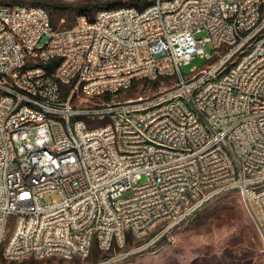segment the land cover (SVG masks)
I'll use <instances>...</instances> for the list:
<instances>
[{"label": "built area", "instance_id": "built-area-1", "mask_svg": "<svg viewBox=\"0 0 264 264\" xmlns=\"http://www.w3.org/2000/svg\"><path fill=\"white\" fill-rule=\"evenodd\" d=\"M144 1L57 28L0 0V264L94 247L113 264L231 191L264 253V0ZM196 55L211 65L183 73ZM163 76L152 97L74 104Z\"/></svg>", "mask_w": 264, "mask_h": 264}, {"label": "rangeland", "instance_id": "rangeland-1", "mask_svg": "<svg viewBox=\"0 0 264 264\" xmlns=\"http://www.w3.org/2000/svg\"><path fill=\"white\" fill-rule=\"evenodd\" d=\"M8 3L32 5L31 0H1ZM110 0H47L44 7L50 14L52 23L57 28L72 26L82 11V5L94 4L89 12H95ZM127 3V0H122ZM88 16V15H87ZM206 35L203 30L198 37ZM47 37H43L42 42ZM208 52H213V44L208 41L205 45ZM212 61L196 55L188 64L182 65L183 73L193 74L210 66ZM175 78H160L156 81L139 79L129 90L113 94L110 101H126L140 97H152L162 93L175 85ZM92 105L107 102L103 96L83 100L79 92L74 97V104ZM146 175H142L139 183L146 182ZM61 197L56 192H48L43 201L51 203ZM153 236V231L146 236L147 240ZM142 240V241H144ZM134 241H131L133 244ZM110 252H103L94 247L86 258L74 257L63 259L58 256L47 258H26L18 261H3L2 264H95ZM2 257L0 256V260ZM113 264H264L262 251V237L255 226L245 206L243 197L238 191L223 193L197 211L173 231L170 241H163L147 251L137 253Z\"/></svg>", "mask_w": 264, "mask_h": 264}, {"label": "trees", "instance_id": "trees-1", "mask_svg": "<svg viewBox=\"0 0 264 264\" xmlns=\"http://www.w3.org/2000/svg\"><path fill=\"white\" fill-rule=\"evenodd\" d=\"M46 1L47 0H31V2H32V5H45L46 4ZM128 2L127 3H125V2H122V0H110V1H106V5L105 6H103V7H100V8H105V7H117V6H120V5H122V4H131V5H135V6H137V7H140V8H142V7H144L147 3L144 1V0H127ZM82 11H81V13H80V15H82V14H85V15H88V17L92 20L93 18H94V15L93 14H91L90 15V11H91V9L94 7V4L92 5L91 3H86V4H83L82 6ZM99 8V9H100ZM96 13V12H95ZM79 16V15H78ZM52 21V20H51ZM57 61H54V62H52L51 64H49V69H53L56 65H57ZM164 78H168V77H166V76H163ZM162 78V77H161ZM160 79V78H159ZM138 81V80H137ZM137 81H135L134 82V84H133V86L137 83ZM152 81H156V80H152ZM132 86V87H133ZM131 87V88H132ZM130 88V89H131ZM126 91V90H125ZM121 92H123V91H120V92H117V93H105L104 95H102L106 100H107V102L108 101H110L111 100V98H112V95L113 94H118V93H121Z\"/></svg>", "mask_w": 264, "mask_h": 264}]
</instances>
